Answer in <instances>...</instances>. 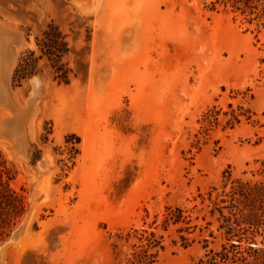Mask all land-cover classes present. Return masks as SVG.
<instances>
[{
  "label": "rangeland",
  "instance_id": "obj_1",
  "mask_svg": "<svg viewBox=\"0 0 264 264\" xmlns=\"http://www.w3.org/2000/svg\"><path fill=\"white\" fill-rule=\"evenodd\" d=\"M259 13L225 0H0L16 31L0 167L25 205L0 264H130L152 234L155 264H211L228 243L214 209L230 182H264ZM35 78L19 150L6 103L26 108Z\"/></svg>",
  "mask_w": 264,
  "mask_h": 264
},
{
  "label": "trees",
  "instance_id": "obj_2",
  "mask_svg": "<svg viewBox=\"0 0 264 264\" xmlns=\"http://www.w3.org/2000/svg\"><path fill=\"white\" fill-rule=\"evenodd\" d=\"M234 6L243 5L245 9L260 10L259 17H264V0H225ZM0 167V236L4 230L16 225L24 214V199L10 187L13 180L5 163ZM228 184L231 179L228 178ZM231 190L224 194L214 209L219 213L221 225L227 244L220 252L212 253L211 264H264V182L251 183L231 181ZM180 217L175 223H179ZM152 234L147 244L134 254L130 264H155L157 252L152 251L160 244ZM259 239H261L259 241ZM246 245V246H245Z\"/></svg>",
  "mask_w": 264,
  "mask_h": 264
},
{
  "label": "bare ground",
  "instance_id": "obj_3",
  "mask_svg": "<svg viewBox=\"0 0 264 264\" xmlns=\"http://www.w3.org/2000/svg\"><path fill=\"white\" fill-rule=\"evenodd\" d=\"M15 34H16L15 30H13L12 28L0 22V74L3 73V76L6 78L8 77L9 72L11 71L10 66H12L10 65L12 60L9 54L8 46H9V43L14 39ZM2 41L5 42V46L1 44ZM32 83L34 85V89H33V92L31 93L32 95H30L31 97L28 100V102L30 101L29 105L26 108L22 107L24 109H20L17 106H15L11 101H8L6 103V105H8V107L10 108L12 112V115H11L12 117H9V119H7L4 122V124H2L3 130L5 131L6 134L10 135L13 138L14 146L16 149H19V150H24V147L26 145L25 143L26 134L24 130V124L29 115L31 107L34 104L39 94L40 81L37 78H35L32 81ZM21 231L22 229L20 228L19 232H17V234L14 235V237L11 239V242H16L20 240L19 238L22 236V235L20 236ZM1 250H2V247H0V252Z\"/></svg>",
  "mask_w": 264,
  "mask_h": 264
}]
</instances>
